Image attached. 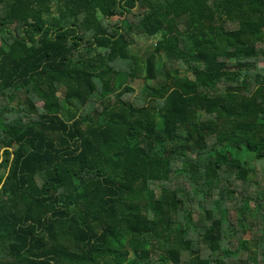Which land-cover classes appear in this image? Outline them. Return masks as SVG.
<instances>
[{"label":"trees","instance_id":"16d2710c","mask_svg":"<svg viewBox=\"0 0 264 264\" xmlns=\"http://www.w3.org/2000/svg\"><path fill=\"white\" fill-rule=\"evenodd\" d=\"M260 61L264 0H0V264H264Z\"/></svg>","mask_w":264,"mask_h":264},{"label":"rangeland","instance_id":"374dc122","mask_svg":"<svg viewBox=\"0 0 264 264\" xmlns=\"http://www.w3.org/2000/svg\"><path fill=\"white\" fill-rule=\"evenodd\" d=\"M259 65L260 66H264V61H260L259 62ZM129 84L135 89V91H134V95L135 96L141 95V93H142V91H141V82L138 79H135L133 81H130ZM253 179L255 181H263L264 182V166L261 165L260 163H257V171H256V174H255V176H254ZM242 187H243V190L244 191L246 190V192H251L252 193L256 189V184L254 182L247 183V185L242 186ZM250 205L252 207H254L253 204H252V202L250 203ZM195 216L196 215L193 214V218L194 219H195ZM231 242H232V244L234 246L235 240H232ZM259 251H261V250L259 249Z\"/></svg>","mask_w":264,"mask_h":264},{"label":"crops","instance_id":"0c3cea01","mask_svg":"<svg viewBox=\"0 0 264 264\" xmlns=\"http://www.w3.org/2000/svg\"><path fill=\"white\" fill-rule=\"evenodd\" d=\"M4 150L11 151V153H9V160H8L7 166L0 168V176H2L0 186H1V184L3 183V181L5 179V175L7 174V171H8V168H9V164H10V161H11L12 156H13L12 147H5V146L1 147L0 148V163L3 161V151Z\"/></svg>","mask_w":264,"mask_h":264}]
</instances>
